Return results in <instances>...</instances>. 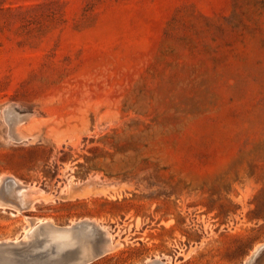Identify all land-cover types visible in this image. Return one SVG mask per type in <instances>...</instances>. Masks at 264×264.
<instances>
[{
  "label": "rangeland",
  "instance_id": "1",
  "mask_svg": "<svg viewBox=\"0 0 264 264\" xmlns=\"http://www.w3.org/2000/svg\"><path fill=\"white\" fill-rule=\"evenodd\" d=\"M0 200V264H264V0H0Z\"/></svg>",
  "mask_w": 264,
  "mask_h": 264
},
{
  "label": "bare ground",
  "instance_id": "2",
  "mask_svg": "<svg viewBox=\"0 0 264 264\" xmlns=\"http://www.w3.org/2000/svg\"><path fill=\"white\" fill-rule=\"evenodd\" d=\"M17 181H18V180H17ZM19 183H20V182H19ZM13 186H14V185H13ZM24 186H25V185H24ZM21 187H22V186H21ZM29 187H32V186H29ZM24 188H25V187H24ZM33 189H34V188H33ZM35 189H36V188H35ZM35 189H34V190H35ZM74 189H75V187H74ZM76 189H77V188H76ZM13 190H14V189H13ZM13 190H12V191H13ZM25 190H26V189H25ZM27 190H28V189H27ZM31 190H32V188L29 189V191H31ZM37 190H38V189H37ZM6 191H7V190H6ZM19 191H20V190H19ZM20 192H21V191H20ZM20 192H19V193H20ZM32 192H33V191H32ZM34 192H36V190H35ZM38 192H39V191H37L36 194H38ZM41 192H42V191H41ZM96 192H97V191H96ZM8 193H10V192H8ZM22 193H23V192H22ZM39 193H40V192H39ZM42 193H43V192H42ZM15 194H16V193H15ZM17 194H18V193H17ZM20 194H21V193H20ZM43 194H44V193H43ZM25 195L29 196V194H27V193H24V194H23L24 197H25ZM20 196H21V195L18 194V196H17V197H18L17 201L20 200V199H19ZM27 196H26L25 198H27ZM38 196H39V195H38ZM69 196H70V195H69ZM77 196H78V193H77ZM81 196H82V195H81ZM8 197H11V195L9 196V194H8ZM12 197L14 198V197H16V196H12ZM17 197H16V198H17ZM39 197H40V196H39ZM16 198H14V200H15ZM29 198H30V196H29ZM0 201H1V200H0ZM19 202H21V201H19ZM24 203H25V202H24ZM26 203H28V202H26ZM26 203H25V204H26ZM3 204H4V203H3ZM14 204H15V203H14ZM23 205H24V204H23ZM14 206H16V205H14ZM25 207H26V206H25ZM85 220L87 221V219H85ZM81 221H82V220H81ZM92 221H93V220H92ZM92 221H91V222H92ZM50 222H51V221H50ZM88 222H90V220H89ZM88 222H87V223H88ZM48 223H49V222H48ZM87 223H85V225H87ZM49 224H50V223H49ZM54 224H55V223L53 222L52 225H54ZM76 224H77V223H76ZM80 224H82V223H80ZM83 225H84V223H83ZM79 226H80V225H79ZM28 227H29V226H28ZM69 227H70V226H69ZM81 227H82V226H81ZM83 227H84V226H83ZM92 227H94V226H92ZM85 228H86V227H84L83 229L85 230ZM26 229H27V228H26ZM90 229H91V228H90ZM90 229H89V230H90ZM97 229H98V228H97ZM40 230H41V229H40ZM99 230H100V229H99ZM101 231H102V229H101ZM102 232H103V231H102ZM104 232H105V230H104ZM65 233H66V232H65V230H64L62 233H60V235H61V236L63 235V236H64L63 238H65ZM73 233H74V232H73ZM106 233H107V234H106ZM106 233H105V234L107 235L106 237H108V232H106ZM99 234H100V232H99ZM105 234H103V235H105ZM109 234H110V233H109ZM101 235H102V234H101ZM110 235H111V234H110ZM97 236H98V234H96L95 238H96ZM68 237H69V236H68ZM102 237H103V240H102L103 242H105V241H107L108 243L110 242V238H109V239H108V238L106 239L105 236H102ZM109 237H110V236H109ZM70 238H71V237H70ZM97 238H100V237H97ZM101 239H102V238H101ZM101 239H100V241H101ZM33 240H34V239H33ZM108 240H109V241H108ZM98 241H99V240H98ZM102 241H101V242H102ZM91 242H92V241H91ZM111 243H112V242H111ZM102 245H105V244L103 243ZM102 245H101V246H102ZM108 245H109V244H108ZM263 245H264L263 242H262L261 244L257 245V246L254 248V250L251 252V254L248 256V258H247L246 260L248 261V260H250L251 258L253 259V256L258 252V250H259ZM61 246H62V245H61ZM84 246H85V245H84ZM95 246H96V245H95ZM99 247H100V246H99ZM102 247H103V246H102ZM94 248L96 249V247H94ZM97 248H98V247H97ZM83 249H84V248H83ZM87 249H88V248H87ZM108 249H109V248H108ZM91 250H92V249H91ZM105 251H106V250H105ZM84 252H85V249H84ZM89 252H92V251H89ZM254 258H255V257H254ZM246 260H245V261H246ZM161 261H162V260H161ZM161 261H160V259H154V260H152V261H150V262H147L146 264H162L163 262H161ZM247 261H246V262H247Z\"/></svg>",
  "mask_w": 264,
  "mask_h": 264
},
{
  "label": "water",
  "instance_id": "3",
  "mask_svg": "<svg viewBox=\"0 0 264 264\" xmlns=\"http://www.w3.org/2000/svg\"><path fill=\"white\" fill-rule=\"evenodd\" d=\"M16 246L17 245L14 244V243H8V244L7 243H2V244H0V257H2L6 253H9V254L13 253V251L16 248ZM102 252H103V248L102 247L95 249L89 256H87L84 259V262L89 261L92 258L99 256Z\"/></svg>",
  "mask_w": 264,
  "mask_h": 264
}]
</instances>
